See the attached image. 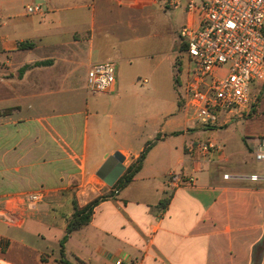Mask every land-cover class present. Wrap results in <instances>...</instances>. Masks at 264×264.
Returning a JSON list of instances; mask_svg holds the SVG:
<instances>
[{
  "label": "crops",
  "instance_id": "1",
  "mask_svg": "<svg viewBox=\"0 0 264 264\" xmlns=\"http://www.w3.org/2000/svg\"><path fill=\"white\" fill-rule=\"evenodd\" d=\"M36 3L0 0V20L12 21L22 6L27 19L13 31L0 24V112L10 110L0 116V203L22 214L19 195L45 193L22 227L0 221V264H63L60 241L75 206L102 196L65 243L69 264H264V163L254 157L264 139V81L252 85L251 108L226 125L178 120V100L169 112L155 101L162 75L177 85L182 44L156 59L128 54L140 41L132 11L149 2L43 0L40 13L26 14ZM198 18L186 13V25ZM107 60L116 66L112 90L94 111L91 96L79 108L75 80L86 82L91 65ZM157 137L124 189L97 176L116 152L127 170ZM205 143L214 146L209 154ZM172 174L196 182L174 188Z\"/></svg>",
  "mask_w": 264,
  "mask_h": 264
},
{
  "label": "built area",
  "instance_id": "2",
  "mask_svg": "<svg viewBox=\"0 0 264 264\" xmlns=\"http://www.w3.org/2000/svg\"><path fill=\"white\" fill-rule=\"evenodd\" d=\"M146 1L159 4L162 0ZM165 7L183 8L188 15L199 14L198 20L180 32L181 54L186 56L184 83H180L181 61L175 79L177 86L183 88L179 102L185 118L210 128L226 125L227 116L249 110L253 105L252 85L264 81V0H165ZM25 11L34 15L42 8L31 5ZM115 82L113 61L94 63L87 72V89L92 94H108ZM141 83L145 85L147 80ZM213 148L210 143L200 146L205 154ZM254 157L264 163V139L255 148ZM169 182L180 188L194 185L196 178L172 174ZM44 194L37 191L19 195L22 214L12 202L8 206L0 203V221L22 227L24 214L34 211ZM114 264L140 263L116 258Z\"/></svg>",
  "mask_w": 264,
  "mask_h": 264
},
{
  "label": "rangeland",
  "instance_id": "3",
  "mask_svg": "<svg viewBox=\"0 0 264 264\" xmlns=\"http://www.w3.org/2000/svg\"><path fill=\"white\" fill-rule=\"evenodd\" d=\"M43 0H37L36 5ZM142 7V8H141ZM138 9H133L134 18L132 20L135 35L140 37V41L135 43L134 48L128 51V54L133 56L147 55L150 59H156L163 53H168L172 51L173 48L179 50V44H181L180 32L183 27L186 25V12L183 8L171 9L165 7V0H162L159 4H143ZM16 18H12V21L0 20V24H4L7 21L8 27L7 30L13 31V25L17 23H23L27 19L24 17V8L19 7L16 13ZM4 32V29H3ZM142 38V39H141ZM179 43V44H178ZM178 61H181L180 65V83H184V71H185V59L184 54L178 52ZM139 61L133 60L132 67L133 74L138 75L137 81L141 85V81L146 79L140 68H137ZM137 68V69H136ZM78 94L77 105L79 108L85 107V100L88 96L92 97L90 101V107L95 110L96 106L100 105V101L103 100L102 94H92L87 89V84L82 78L75 80ZM142 86V85H141ZM139 86L140 88H143ZM159 94L156 97L155 104L159 106V109L164 112H169L174 109V102L179 101V96L183 95V88L174 85V83L164 80V76L161 77V83L158 87ZM141 94V91H140ZM142 94H144L142 92ZM66 99L68 98L65 95ZM153 99V100H154ZM98 104V105H97ZM181 104V103H180ZM182 106V104H181ZM118 107V106H117ZM91 111V110H90ZM178 120H185V113L181 111L178 116ZM194 122V121H192ZM196 123V121L194 122ZM15 129L12 130V132ZM148 140H145L146 143ZM139 146V144H138ZM68 209V208H67ZM67 213V212H66Z\"/></svg>",
  "mask_w": 264,
  "mask_h": 264
},
{
  "label": "trees",
  "instance_id": "4",
  "mask_svg": "<svg viewBox=\"0 0 264 264\" xmlns=\"http://www.w3.org/2000/svg\"><path fill=\"white\" fill-rule=\"evenodd\" d=\"M31 45L32 44L26 42V43L20 44L19 47L20 48H27V47H30ZM9 113H10V110H4V111L0 112V116L8 115ZM157 140H159V137H157V139L155 141L148 142L145 145V148L142 151V153L140 154L137 161L127 168L125 173L121 176V178L113 186V188L116 191L124 189L129 183L132 182L135 175L141 170L142 163L146 157L147 152L155 144V142ZM112 194H114V192ZM105 199H106V197H104V196L99 197V198L95 199L94 201H92L91 203H89L88 205H86L85 207H83L82 209H79L77 206H75V213L72 216V219L70 220V222L68 223L64 237L60 241L61 262L63 264H69L64 259V249H65V243L69 239L70 235L72 234L73 231L79 230L82 227H84L90 223L95 208L99 205V203H101ZM164 205H165V203L162 202L161 206H164Z\"/></svg>",
  "mask_w": 264,
  "mask_h": 264
},
{
  "label": "water",
  "instance_id": "5",
  "mask_svg": "<svg viewBox=\"0 0 264 264\" xmlns=\"http://www.w3.org/2000/svg\"><path fill=\"white\" fill-rule=\"evenodd\" d=\"M125 158L121 153H114L107 157L103 165L97 171V176L109 187H113L126 170Z\"/></svg>",
  "mask_w": 264,
  "mask_h": 264
}]
</instances>
